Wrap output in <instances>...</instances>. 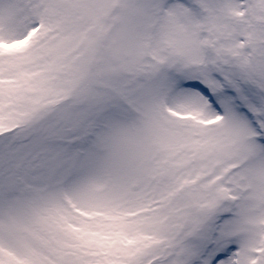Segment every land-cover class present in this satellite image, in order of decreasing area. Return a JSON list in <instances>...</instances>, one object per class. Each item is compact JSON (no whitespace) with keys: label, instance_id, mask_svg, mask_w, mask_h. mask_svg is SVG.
Instances as JSON below:
<instances>
[{"label":"snow or ice","instance_id":"1","mask_svg":"<svg viewBox=\"0 0 264 264\" xmlns=\"http://www.w3.org/2000/svg\"><path fill=\"white\" fill-rule=\"evenodd\" d=\"M0 264H264V0H0Z\"/></svg>","mask_w":264,"mask_h":264}]
</instances>
